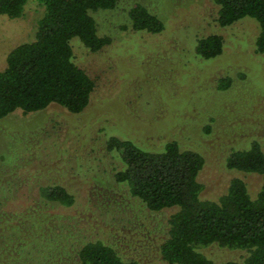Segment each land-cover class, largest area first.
<instances>
[{
  "label": "rangeland",
  "instance_id": "374dc122",
  "mask_svg": "<svg viewBox=\"0 0 264 264\" xmlns=\"http://www.w3.org/2000/svg\"><path fill=\"white\" fill-rule=\"evenodd\" d=\"M145 3L162 19L163 31H134L121 4L94 13L99 33L112 39L108 45L92 52L78 38L71 39V44L78 41L75 62L95 81L82 112L50 103L0 119V264H77L75 251L87 236L115 243L125 258L168 264L149 238L130 245L134 237L143 238L118 229L117 218L105 210L110 202L106 193L117 188L104 173L117 164L105 148L111 133L146 145L170 137L198 140L205 156L203 194L210 197L235 175L222 161L230 146L220 140L236 143L256 135L264 143V54L255 50L257 21L243 17L218 27L213 0ZM42 14L35 0L27 1L18 18L0 14V70L11 48L34 38ZM208 32L222 35L224 47L220 55L203 59L194 53V34ZM226 75L233 79L231 87L218 90L216 80ZM206 123L212 124V135L202 137ZM243 178L251 191L260 184L255 174ZM51 182L66 185L76 196L74 205L40 199L39 185ZM169 212L150 217L163 228ZM202 251L216 262L242 254L216 245Z\"/></svg>",
  "mask_w": 264,
  "mask_h": 264
},
{
  "label": "trees",
  "instance_id": "16d2710c",
  "mask_svg": "<svg viewBox=\"0 0 264 264\" xmlns=\"http://www.w3.org/2000/svg\"><path fill=\"white\" fill-rule=\"evenodd\" d=\"M27 1L0 0V14L18 18ZM35 1L43 6V14L34 38L11 48L0 70V119L15 110L24 114L39 111L50 103L70 113H80L87 107L95 81L75 62L78 41L71 44V39L78 38V43L92 52L111 42L110 36L99 33L95 12L122 4L134 31L155 34L164 29L162 19L150 11L145 0ZM213 2L218 27L233 25L243 17L257 21L255 50L264 54V0ZM194 37V53L201 58L210 59L223 52L224 39L219 33H196ZM232 83L230 75L222 76L216 80V88L227 89ZM208 112H213V107ZM210 120L214 122L212 117ZM202 133V137L211 136L212 124L206 123ZM191 134L188 131L186 139L190 140ZM134 140L114 133L105 140L106 150L117 160L110 173L104 171L117 187L106 193L110 202L105 210L117 218L118 229L143 238L134 237L130 245L149 238L156 244L159 258L168 264H264V143L260 138L243 136L237 144L220 140L222 146H230L223 152L222 161L235 175L214 197L203 194L200 173L205 156L198 140L185 143L170 137L155 145ZM246 174L260 178L254 191L243 178ZM38 196L63 207L74 205L76 200L75 194L59 182L39 185ZM164 210L170 212L164 227L158 228L160 222L150 214ZM211 245L242 254L239 259L216 262L202 251ZM75 253L77 264H144L139 258H125L115 243L98 237L87 236Z\"/></svg>",
  "mask_w": 264,
  "mask_h": 264
}]
</instances>
